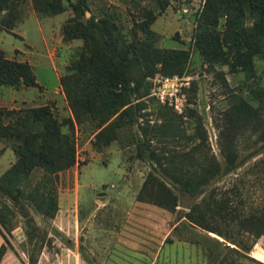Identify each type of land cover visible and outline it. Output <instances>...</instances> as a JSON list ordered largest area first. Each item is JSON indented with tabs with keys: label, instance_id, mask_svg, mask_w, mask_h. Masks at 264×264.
<instances>
[{
	"label": "rangeland",
	"instance_id": "rangeland-1",
	"mask_svg": "<svg viewBox=\"0 0 264 264\" xmlns=\"http://www.w3.org/2000/svg\"><path fill=\"white\" fill-rule=\"evenodd\" d=\"M64 3V10L46 15L24 0L21 19L8 31L0 28L5 55L29 62L38 81L0 87V106L48 104L66 122L62 128L75 149L73 165L53 178V214L0 191V208L10 210L11 219L0 264H258L229 253L218 241L236 245L213 229L250 243L253 224L263 220L264 57L236 68L232 54L228 60L205 58L195 43L203 0H168L163 9L155 0H87L84 18H109L128 41L147 38L154 50L188 52L182 71L166 72L156 63L143 76L144 68H128L129 76L141 78L137 88L131 84L132 111L115 138L97 146L98 120L82 114L77 122L60 83L89 51L82 38H63L61 25L73 15ZM150 11L155 18L147 34L139 23ZM174 74L183 81L181 111L151 93L161 75ZM14 160L12 141L0 138V176ZM41 174L36 169L32 183ZM191 186L198 197L181 208V192ZM248 254L264 262V234Z\"/></svg>",
	"mask_w": 264,
	"mask_h": 264
},
{
	"label": "trees",
	"instance_id": "trees-1",
	"mask_svg": "<svg viewBox=\"0 0 264 264\" xmlns=\"http://www.w3.org/2000/svg\"><path fill=\"white\" fill-rule=\"evenodd\" d=\"M23 1L0 0V28L8 31L21 19ZM66 1L72 7L73 15L62 23V36L64 39L82 38L89 51L81 53L74 70L62 75L60 83L76 121L80 122L82 114L97 119L99 130L95 134V143L97 146L107 144L115 138L116 128L127 123L124 116L132 111L131 84L135 81L137 88L140 83L141 78L129 76L128 68L133 64L141 71L144 68L143 76L153 72L156 63H161L166 72L182 71L188 52L175 48L154 50L147 38L128 41L121 28L109 18L95 19L92 15L84 18L87 0ZM155 1L161 4L160 9L168 4V0ZM32 3L36 10L46 15L65 9L64 0H32ZM249 16L256 17L247 24ZM154 18L155 14L150 11L147 19L140 21L139 26L145 33H151L149 25ZM220 18H224L222 28ZM195 43L210 61L228 60L232 54L233 68L239 64L249 67L255 56L264 57V0H203L196 16ZM37 85L30 63L9 58L0 48V87ZM65 123L57 119L48 104L17 108L0 106V138L12 141L15 154V160L0 176V191L18 204L29 200L49 214L54 213L57 191L53 178L73 165L75 159L73 138L62 128ZM36 169H41L42 174L32 183ZM184 190L196 192L195 186ZM262 211L263 220L253 224L250 243L242 238L230 240L221 231L213 229L236 246L216 240L226 246L229 253L234 251L239 257L264 264L248 254L256 238L264 234V208ZM9 212L0 208V233L4 238L0 244V260L10 244L5 233L10 230Z\"/></svg>",
	"mask_w": 264,
	"mask_h": 264
},
{
	"label": "built area",
	"instance_id": "built-area-1",
	"mask_svg": "<svg viewBox=\"0 0 264 264\" xmlns=\"http://www.w3.org/2000/svg\"><path fill=\"white\" fill-rule=\"evenodd\" d=\"M180 78L181 77L177 74L161 75V77L158 78L157 85L151 88V93L160 101L173 105L178 111H181L178 91L181 90L183 83V81H180Z\"/></svg>",
	"mask_w": 264,
	"mask_h": 264
},
{
	"label": "water",
	"instance_id": "water-1",
	"mask_svg": "<svg viewBox=\"0 0 264 264\" xmlns=\"http://www.w3.org/2000/svg\"><path fill=\"white\" fill-rule=\"evenodd\" d=\"M197 197L198 192L190 193L186 190L182 191L180 196V207L188 208Z\"/></svg>",
	"mask_w": 264,
	"mask_h": 264
},
{
	"label": "crops",
	"instance_id": "crops-1",
	"mask_svg": "<svg viewBox=\"0 0 264 264\" xmlns=\"http://www.w3.org/2000/svg\"><path fill=\"white\" fill-rule=\"evenodd\" d=\"M38 82V81H37ZM11 87V86H10ZM15 88V87H14ZM20 88H26V87H20ZM16 98H12V101H10L9 103H11V105H16L15 103H17L16 102V100H15ZM0 105H5V104H0Z\"/></svg>",
	"mask_w": 264,
	"mask_h": 264
}]
</instances>
